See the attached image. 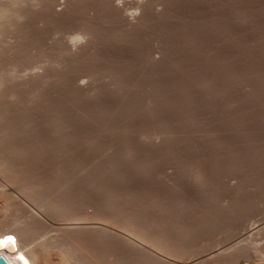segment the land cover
Here are the masks:
<instances>
[{"label":"rangeland","instance_id":"1","mask_svg":"<svg viewBox=\"0 0 264 264\" xmlns=\"http://www.w3.org/2000/svg\"><path fill=\"white\" fill-rule=\"evenodd\" d=\"M103 1L22 0V2L17 3V0H0V14L3 13V16H0V79H3L0 80V118L1 116L5 118V115L6 118L18 120L22 132L37 135L36 137L40 142L39 149L43 150H40L42 152H40L41 163L49 161L48 159L44 160L46 159L45 153L48 154V152V157L64 153L65 156H62L60 161H65V163H67V160L64 159L68 158L69 163L70 161L77 162L79 158V163L83 166L84 164L88 165V167L99 164L97 167L107 168L114 162V159L119 165L121 163L122 168L120 169L119 166V168H116L118 170L115 169L114 171L117 173L121 170L124 176L121 175L118 178V176L114 175L113 177L112 175V177L120 180V183L118 180L115 181L116 184L118 182L117 185H119V190L122 192L120 203L122 205V202H124L123 206L127 207L129 205L131 207L133 204L130 203L141 204L149 200L150 197L152 198V196L156 197L157 193L159 198L164 199L167 196L166 199L172 197L173 200L189 199V196L193 198L196 195L193 199L196 200L197 206L209 207H206L208 213L213 214L217 219L222 213H228L224 215L225 219L223 221L225 224L223 226L225 227L221 225L222 228L227 229L221 228L220 233L218 230V233L216 231L209 233L208 231L209 234L206 232V236L203 235L200 241H198L199 239L196 241V244L198 243L195 244L197 247L196 264H217L215 259L218 255L216 256L215 253L220 252V248L225 252L229 250L226 253L231 254V256L234 251L239 250V253H241V250L244 249L245 251H242L245 254L247 253L246 255L243 253L245 257L241 258L242 256L239 253L241 259L238 254L234 255H237L236 258H239V260H243V264H264V0H162V2L161 0H155V11H152L154 9L150 4L153 0H150V2L148 0H139L140 2L135 0L143 7L139 10L138 4V9L133 6V10L136 9L134 10L135 15L131 10L132 7L131 9L128 7L134 1L131 0L130 3L129 1L126 2L128 8H125V10L130 9L134 19H136L134 20L133 17V20L128 18L129 21L125 15L128 13L129 17L132 16L129 15L130 11H124L123 13L126 12L125 15L121 14L124 17H121L123 19L112 20L111 16H108L111 12H106V14L104 11ZM115 1L121 3L123 0ZM125 1L127 0L123 2ZM141 2H145V5ZM141 15L143 17L147 16V18L145 17L147 21L143 25H140L141 22L138 19L142 17ZM150 17H153L151 18L152 21ZM118 18L120 17L118 16ZM119 20L122 23L126 21V25L135 23L136 26L134 27L133 24L132 28H130L131 25L124 26ZM84 29H89L90 33L92 31L93 34L91 33V35L94 38L92 37V39L91 35L88 36L91 39L80 37ZM88 41H90L89 44ZM65 45L70 48V55L64 52V49L65 51L69 50L67 47L63 48ZM76 56L79 62L75 61ZM150 57L156 60H154L155 62L152 61L153 64H151ZM148 58L149 62H147ZM41 67H44V69ZM93 74L94 76H92ZM119 77H122L120 79L127 83V90L125 88L121 89L115 84L120 80ZM34 79H38L39 84ZM205 80L210 81V83L213 82L211 83L213 88L210 87L209 90L216 88L215 91L212 90L215 92L213 94L212 91L208 92V89H206L208 86H202L212 96L205 93L199 84L206 82ZM132 81L135 84L137 82L138 87ZM194 81L195 83L199 82L195 84ZM88 83H91L96 91H87L85 86L88 88ZM80 84L85 88V91L84 89L81 92L74 91L76 90L74 88ZM197 85L200 86H198V90H196ZM160 87L166 89L169 95L171 94L169 97L172 96V99L169 100L171 101L170 104L166 102V105H164L167 107L171 105L170 107L173 109H170V107L165 108L167 110V116L164 113L165 119L169 118L170 120L167 121H173V123L171 121L170 124H167V129L165 126L158 127L156 123L158 117L155 115L153 117L150 114V110L153 109V105L152 108L150 105L154 104L150 97L154 102L156 99L154 95L157 94L155 92ZM200 88L202 89L200 91L204 92H202L204 96L199 91ZM120 89L122 91H119ZM189 89L194 91L189 93L188 96L190 97V94L194 95L188 99H191V103L185 101L188 95L185 91L190 92ZM125 90L126 92H124ZM98 93H100V96ZM196 93H198L197 96H195ZM199 95H202L201 98H199ZM196 97L198 99H195ZM130 98H132V101ZM176 103L178 106H176ZM128 108H131V111L134 110L136 114H132ZM114 109L116 112H114ZM143 111L145 114H143ZM21 115L22 117H20ZM144 123L149 125L147 129L143 128ZM126 124L131 125L129 126L131 130L124 127ZM155 124L157 125L155 126ZM71 135H75V137H72V139ZM50 136H53V138ZM126 138L138 147V155L137 151L133 154L131 152L132 156L127 155L129 151L127 150L128 153H126ZM94 139L100 145H95L94 143L97 142ZM63 141L64 143H62ZM54 143L59 146L54 145ZM70 143L71 146H69ZM73 144L76 148L73 147ZM86 145H89L90 148ZM42 160L44 161L42 162ZM117 163L116 165H118ZM142 163L146 164L143 165ZM104 165L105 167H102ZM4 181L0 178V182L8 187L4 186V188L15 192L30 211L36 210L35 205L32 203L30 205V202L20 193L19 196L18 191L16 192L14 188L13 190ZM129 183H131L130 186ZM192 184L196 186L193 187ZM186 189L187 191H185ZM123 191H129L130 197L127 194L128 192H125V194ZM192 191L193 195L191 196ZM133 192H136L135 195ZM123 193L125 194L124 197ZM138 193L139 195H136ZM234 196L236 198L234 200H237L236 202L245 209L239 214L241 220L238 219L239 216L238 218L235 217L239 221L233 218L235 214L232 216V213H230L232 209L227 208V205L220 200L230 197V199H226L233 201ZM132 197L135 199L133 200ZM126 198L131 200L128 201ZM0 201L3 203V200L0 199ZM24 201H27L28 204ZM31 206H33V209ZM129 206L127 210H129ZM210 209L213 210V213ZM160 210L158 209L159 213ZM217 213L218 215L215 216ZM43 215L41 214L44 217L42 220L46 219L48 221L45 220V223L49 225L53 223L51 225L54 228L59 226V222L57 221V224L51 217L49 219L48 214L43 213ZM15 216L19 215L16 214ZM15 216L12 217L15 218ZM245 246L246 248H244ZM257 246L259 248L256 250ZM210 247L213 248H211L212 251H210ZM198 250L202 255L198 253ZM226 253L225 256L228 255ZM198 254L201 257L200 259ZM257 254H260L261 257Z\"/></svg>","mask_w":264,"mask_h":264},{"label":"bare ground","instance_id":"2","mask_svg":"<svg viewBox=\"0 0 264 264\" xmlns=\"http://www.w3.org/2000/svg\"><path fill=\"white\" fill-rule=\"evenodd\" d=\"M103 1V0H101ZM107 1V2H105ZM122 1V0H119ZM124 1V0H123ZM117 3L115 0H104L103 1V8L105 13H109V11L112 15L108 16L112 18V20H117V19H123L124 17L121 15H125L123 13L124 11H130L132 7V11H130L129 15H135L133 6L139 10H141L143 7L140 6V2H131V0H127L125 2ZM130 3V6L126 4V2ZM137 1V0H136ZM144 1V0H143ZM150 2V0H148ZM147 1V2H148ZM155 0H153L151 4L152 11H155ZM160 1V0H159ZM92 2V1H91ZM116 2V3H115ZM148 2V3H149ZM162 2V0H161ZM101 3V2H100ZM143 3V2H141ZM145 3V2H144ZM143 3V4H144ZM160 3V2H159ZM167 3V2H166ZM136 4V5H135ZM138 4V7H137ZM158 4V1H157ZM163 4V3H162ZM99 5V4H98ZM142 5V4H141ZM145 5V4H144ZM149 5V4H148ZM160 5V4H159ZM158 5V6H159ZM130 8L129 10H125V8ZM143 6V5H142ZM147 6V4H146ZM169 6V5H168ZM141 7V8H140ZM150 7V8H151ZM157 7V5H156ZM102 8V7H101ZM145 9V8H144ZM67 10V9H66ZM158 10V9H157ZM1 11V10H0ZM150 11V10H148ZM3 12V11H2ZM90 12V11H89ZM87 12V13H89ZM63 13V12H62ZM106 13V14H107ZM141 13V12H140ZM147 13V12H146ZM152 13V12H151ZM157 13V12H156ZM3 14V13H2ZM0 14V16H3ZM20 14V12H19ZM121 16H120V15ZM150 14V13H149ZM148 14V15H149ZM155 14V13H154ZM12 15V14H11ZM15 15V13H14ZM97 15V14H96ZM105 15V14H104ZM132 16L125 15L127 20L132 19ZM138 15V14H137ZM144 15V14H143ZM139 17L138 19L140 20V25L145 24L147 21L146 18L147 16ZM151 15V14H150ZM160 15V13H159ZM162 15V14H161ZM118 16L120 18H118ZM140 16V15H139ZM153 16V15H152ZM123 17V18H121ZM157 17V16H156ZM92 18V17H91ZM129 18V19H128ZM145 18V19H144ZM153 17H150V19ZM2 19V17H1ZM90 19V18H89ZM134 19V17H133ZM132 19V20H133ZM136 19V18H135ZM134 19V20H135ZM119 20V22H120ZM125 20V19H124ZM122 20V21H124ZM155 20V19H154ZM118 21V20H117ZM152 21V19H151ZM90 22V21H89ZM124 23L120 22L121 24ZM131 22V21H130ZM149 22V21H148ZM129 23V22H128ZM150 23V22H149ZM84 24V23H83ZM91 24V23H90ZM133 24V23H132ZM131 23L127 24L126 26H130V28L133 27ZM137 24V22H136ZM139 25V24H138ZM152 25V24H151ZM85 26V25H83ZM88 26V24H87ZM93 26V25H92ZM98 26V25H97ZM136 25H134L135 27ZM81 27V26H80ZM144 27V26H143ZM206 27V26H205ZM139 28V27H138ZM142 28V27H141ZM82 29V28H81ZM129 29V28H128ZM91 30V29H90ZM124 30V29H123ZM132 30V29H131ZM138 30V29H137ZM12 31V30H11ZM119 31V30H118ZM129 31V30H128ZM126 32V31H125ZM93 34V32L91 31ZM89 32V29H84L82 36L80 37H88L91 35ZM123 33V32H122ZM4 35V34H3ZM80 35V34H79ZM2 36V35H1ZM78 36V35H77ZM76 36V38H77ZM115 36V35H114ZM132 36V35H131ZM91 38L93 37L92 35L90 36ZM88 37V38H90ZM130 37V36H129ZM72 38V37H71ZM90 38V39H91ZM94 38V37H93ZM92 38V39H93ZM112 38V37H111ZM115 38V37H114ZM120 38V37H119ZM126 38V37H125ZM80 39V38H78ZM132 39V37H131ZM163 39V38H162ZM73 40V39H70ZM77 40V39H76ZM121 40V39H120ZM74 41V40H73ZM78 41V40H77ZM76 41V42H77ZM95 41V40H94ZM118 41V40H117ZM72 42V41H71ZM70 42V43H71ZM90 41H88L89 44ZM198 42V41H197ZM74 43V42H73ZM94 43V42H93ZM62 44V43H61ZM81 44V43H79ZM106 45V44H105ZM163 45V44H162ZM72 46V45H71ZM84 46V45H83ZM95 46V45H94ZM160 46V45H159ZM69 48L68 46H63ZM91 47V46H90ZM150 47V46H149ZM161 47V46H160ZM60 48V47H59ZM87 48V47H85ZM115 48V47H114ZM261 48V47H260ZM72 49V48H71ZM175 49V48H174ZM67 50V49H66ZM148 50V49H147ZM210 50V49H209ZM71 50L64 52L69 53ZM155 52V50H153ZM162 51V50H161ZM63 52V53H64ZM77 52V51H76ZM75 52V53H76ZM153 52V54H154ZM157 52V51H156ZM43 53V52H42ZM71 53V52H70ZM69 53V55H70ZM164 53V52H163ZM73 54V51H72ZM78 54V53H77ZM142 54V53H141ZM63 55V54H62ZM75 55V54H74ZM79 55V54H78ZM77 55V56H78ZM76 56L75 61L78 59ZM149 56V55H148ZM162 56V55H161ZM71 57V56H70ZM74 57V56H72ZM144 57V56H143ZM153 57V56H152ZM167 57V56H165ZM151 58V57H150ZM156 58V57H153ZM151 58L150 61H154L155 59ZM72 59V58H71ZM156 61V60H155ZM154 61V62H155ZM184 61V60H183ZM264 61V60H263ZM77 62H79L77 60ZM145 62V61H144ZM149 62V58L148 61ZM74 63V61H73ZM72 63V64H73ZM150 64V63H149ZM153 64V62L151 63ZM83 65V64H82ZM153 66V65H152ZM175 66V65H174ZM211 66V65H210ZM35 67V66H34ZM59 67V66H58ZM129 67V66H128ZM44 69V67H41ZM60 68V67H59ZM78 68V66H77ZM131 68V67H130ZM136 69V68H135ZM134 69V70H135ZM99 70V69H98ZM132 70V69H131ZM133 70V71H134ZM232 70V69H231ZM61 71V70H60ZM117 71V70H116ZM71 72V71H70ZM69 72V73H70ZM82 72V71H81ZM123 72V71H122ZM129 72V71H128ZM127 72V73H128ZM132 72V71H131ZM130 72V73H131ZM87 73V72H86ZM112 73V72H111ZM61 74V73H60ZM85 74V73H84ZM95 74V73H94ZM94 74L92 76H94ZM117 74V72H116ZM157 74V73H156ZM40 75V74H39ZM38 75V76H39ZM67 75V74H66ZM78 75V74H77ZM108 75V74H107ZM122 75V74H121ZM120 75V76H121ZM126 75V74H125ZM159 75V73H158ZM63 76V75H62ZM71 76V75H70ZM128 76V75H127ZM143 76V75H141ZM146 76V75H145ZM161 76V74L159 75ZM206 76V75H205ZM204 76V77H205ZM212 76V75H211ZM28 77V76H27ZM33 77V76H32ZM37 77V76H35ZM34 77V78H35ZM67 77V76H66ZM97 77V76H96ZM112 77V76H111ZM115 77V75H114ZM112 77V78H114ZM144 77V76H143ZM149 77V76H148ZM153 77V76H152ZM192 77V76H191ZM213 77V76H212ZM211 77V78H212ZM227 77V76H226ZM254 77V76H253ZM5 78V77H4ZM38 78V77H37ZM60 78V77H59ZM77 78V77H76ZM75 78V79H76ZM94 78V77H93ZM116 78V77H115ZM122 77H119V79ZM130 78V77H129ZM134 78V77H133ZM145 78V77H144ZM195 78V77H194ZM214 78V77H213ZM27 79V78H26ZM40 79V78H38ZM36 80V82L38 81ZM61 79V78H60ZM59 79V80H60ZM66 79V78H65ZM125 79V78H124ZM151 79V78H150ZM206 79V78H205ZM215 79V78H214ZM217 79V78H216ZM0 80H3L2 78ZM7 80V79H6ZM28 80V79H27ZM33 80V79H32ZM50 80V79H48ZM95 80V79H94ZM117 81V79H115ZM126 80V79H125ZM131 80V79H130ZM138 80V79H137ZM162 80V79H161ZM192 80V79H191ZM210 80V79H209ZM222 80V79H221ZM263 80V79H262ZM40 81V80H39ZM62 81V79H61ZM82 81V80H81ZM113 81V80H112ZM203 81V80H202ZM206 81V80H205ZM208 81V79H207ZM202 82L199 83L201 88L202 86H208V92L214 90L215 87L212 90L210 87L213 88V82ZM216 81V80H215ZM214 81V83H216ZM31 82V81H30ZM34 82V81H33ZM35 82V83H36ZM42 82V79H41ZM79 82V81H78ZM85 82V81H84ZM90 82V81H89ZM133 82V81H132ZM199 82V81H197ZM196 82V83H197ZM39 84V82H37ZM62 83V82H61ZM82 83V82H81ZM99 83V82H98ZM130 83V81H129ZM134 83V82H133ZM139 83V82H138ZM142 83V82H141ZM144 83V82H143ZM155 83V82H154ZM163 83V82H162ZM195 83V81H194ZM195 83V84H196ZM224 83V82H223ZM33 84V83H32ZM44 84V83H43ZM48 84V83H47ZM84 84V83H83ZM89 84V83H88ZM91 84V83H90ZM89 84V85H90ZM94 84V83H93ZM117 86H119L121 89H128L127 88V83L123 80L120 79L118 83L115 82ZM135 84V83H134ZM137 84V82H136ZM135 84V85H136ZM164 84V83H163ZM218 84V81H217ZM216 84V85H217ZM2 85V83H1ZM4 85V84H3ZM26 85V84H25ZM29 85V84H28ZM34 85V84H33ZM41 85V83H40ZM46 85V84H45ZM74 85V84H73ZM76 85V84H75ZM85 85V84H84ZM88 88L85 86L87 91L93 92L96 91V88L92 86V84ZM131 85V84H130ZM188 85V84H186ZM215 85V86H216ZM5 86V85H4ZM38 86V85H37ZM43 86V85H41ZM78 86V85H77ZM75 87L74 91H82L85 88L81 86V84L78 87ZM97 86V85H96ZM100 86V85H99ZM137 86V85H136ZM156 86V85H155ZM162 86V85H160ZM194 86V84H193ZM192 86V87H193ZM198 86L196 87V90H198ZM199 86V87H200ZM224 86V85H223ZM66 87V86H65ZM132 87V86H131ZM129 87V88H131ZM138 87V86H137ZM142 87V86H141ZM159 87V86H158ZM166 87V86H165ZM184 87V86H183ZM191 87V86H190ZM255 87V86H254ZM1 88V87H0ZM38 89V87H36ZM45 88V87H44ZM133 88V87H132ZM143 88V87H142ZM202 90L205 88H202ZM219 88V87H218ZM217 88V89H218ZM221 88V87H220ZM228 87L226 86V89ZM233 88V87H232ZM238 88V87H237ZM71 89V88H70ZM100 89V88H99ZM117 89V88H115ZM119 91H122V90ZM139 89V88H138ZM258 89V88H257ZM41 90V89H39ZM118 90V89H117ZM126 90L124 92H126ZM140 90V89H139ZM158 90V89H157ZM169 91V89H167ZM190 90V89H189ZM192 90V89H191ZM187 92L188 95L186 96L187 99L185 100L186 102L190 101L191 99L188 100L190 97L192 98V95L189 93L194 92L191 91ZM220 90V89H219ZM222 90V89H221ZM37 91V90H35ZM43 91V90H42ZM69 91V90H68ZM98 91V88H97ZM100 91V90H99ZM129 91V90H128ZM153 91V90H152ZM156 91V89H155ZM154 91V92H155ZM235 91V90H234ZM38 92V91H37ZM101 92V91H100ZM139 92V91H138ZM172 92V91H171ZM201 93L203 91H200ZM208 92L205 91V93L208 94ZM213 92V91H212ZM226 90L224 91V93ZM228 92V90H227ZM88 93V92H87ZM97 93V92H96ZM94 93V94H96ZM130 93V92H129ZM152 93V92H151ZM157 93L154 95L156 97L155 101L153 102L152 97H150V100H152L151 108L153 105V109L150 110V114L154 117V115L157 118V124L158 127H164L167 129V124L171 123L170 120L165 119V114L167 113V108L170 107L171 105L164 106L166 105V102L170 104L172 98L169 97L170 95L167 93L166 89L164 90L163 87H160V89L155 92ZM170 93V92H169ZM184 93V92H183ZM204 93V92H203ZM202 93V95H203ZM215 92H213L214 94ZM217 93V92H216ZM223 93V90H222ZM221 93V94H222ZM6 94V93H5ZM36 94V93H35ZM34 94V95H35ZM40 94V93H39ZM38 94V95H39ZM100 93H98L99 95ZM105 94V93H104ZM198 93L195 94L197 96ZM218 94V93H217ZM3 95V94H2ZM13 95V94H12ZM43 95V94H42ZM103 95V94H102ZM128 95V94H127ZM140 95V94H139ZM149 95V94H148ZM201 95V96H202ZM210 95V94H208ZM216 95V94H215ZM11 96V95H10ZM32 96V95H31ZM46 96V95H45ZM81 96V95H80ZM100 96V95H99ZM194 96V95H193ZM199 95V98H201ZM204 96V95H203ZM206 96V95H205ZM212 96V95H210ZM225 96V94H224ZM258 96V94H257ZM2 97V96H1ZM14 97V96H13ZM23 97V96H22ZM38 97V96H37ZM185 97V98H186ZM12 98V97H11ZM35 98V97H34ZM33 98V99H34ZM175 98V97H174ZM15 99V98H14ZM36 99V98H35ZM50 99V98H49ZM117 99V98H116ZM132 98H130L131 100ZM184 99V98H183ZM181 99V100H183ZM195 99H198L197 97ZM203 99V98H202ZM220 99V98H219ZM224 99V98H223ZM39 100V99H38ZM42 100V99H41ZM40 100V101H41ZM57 100V99H56ZM114 100V99H113ZM148 99V101H150ZM194 100V99H193ZM200 100V99H199ZM198 100V101H199ZM207 100V98H206ZM251 100V99H250ZM35 101V100H34ZM37 101V100H36ZM71 101V100H70ZM84 101V100H83ZM89 101V100H88ZM117 101V100H116ZM132 101V100H131ZM146 101V100H145ZM180 101V100H179ZM204 101V99H203ZM10 102V101H9ZM42 102V101H41ZM77 102V101H76ZM143 102V101H142ZM141 102V103H142ZM173 102V101H172ZM184 102V100L182 101ZM185 102V103H186ZM16 103V102H15ZM39 103V102H38ZM70 103V102H69ZM84 103V102H83ZM91 103V102H90ZM98 103V102H97ZM145 103V102H144ZM151 103V101H150ZM179 103V102H177ZM176 103V106H178ZM188 103V104H189ZM198 103V102H197ZM196 103V105H197ZM41 104V103H40ZM61 104V103H60ZM137 104V103H135ZM147 104H149L147 102ZM172 104V103H171ZM187 104V106H188ZM205 104V103H204ZM226 104V103H225ZM50 105V103H49ZM102 105V104H101ZM174 105V102H173ZM172 105V106H173ZM182 105V104H181ZM184 105V103H183ZM199 105V104H198ZM201 105V104H200ZM227 105V104H226ZM3 106V105H2ZM68 106V105H67ZM90 106V105H89ZM104 106V105H102ZM112 106V105H111ZM132 106V105H131ZM134 106V105H133ZM148 106V105H147ZM148 106V107H150ZM203 106V105H201ZM225 106V105H224ZM233 106V105H232ZM5 107V106H4ZM3 107V108H4ZM37 107V106H36ZM129 107V106H127ZM183 107V106H182ZM186 107V106H185ZM55 108V104H54ZM58 108V107H57ZM88 108V106H87ZM99 108V107H98ZM114 108V107H113ZM112 108V109H113ZM117 108V107H116ZM135 108V107H134ZM166 108V109H165ZM180 108V106H179ZM202 108V107H201ZM52 109V108H51ZM60 109V108H59ZM77 109V108H76ZM107 109V108H106ZM122 109V108H121ZM124 109V108H123ZM129 109V108H128ZM170 109H172L170 107ZM225 109V108H224ZM20 110V109H19ZM24 110V109H23ZM55 110V109H54ZM58 111V109H56ZM82 110V109H81ZM130 112L133 114H136V112L131 111V108L129 109ZM139 110V109H136ZM145 110V109H144ZM147 110V109H146ZM166 110V112H165ZM173 110V109H172ZM189 110V109H188ZM241 110V109H239ZM256 110V109H255ZM17 111V110H16ZM25 111V110H24ZM37 111V110H36ZM105 111V110H103ZM142 111V110H141ZM181 111V108H180ZM223 111V110H222ZM8 112V111H7ZM23 112V111H22ZM56 112V111H55ZM61 112V111H59ZM114 112L115 109H114ZM123 112V111H122ZM125 112V111H124ZM146 112V111H145ZM179 112V110H178ZM50 113V111H49ZM58 113V112H57ZM111 113V112H110ZM120 113V112H119ZM127 113V112H126ZM165 113V114H164ZM169 113V112H168ZM183 113V112H182ZM199 113V112H198ZM225 113V111H224ZM3 114V113H2ZM7 114V113H5ZM9 114V113H8ZM11 114V112H10ZM61 114V113H60ZM92 114V113H91ZM130 114V113H129ZM143 114L144 111H143ZM149 114V113H148ZM1 115V113H0ZM4 115V114H3ZM20 115V113H19ZM58 115V114H57ZM64 115V114H63ZM62 115V116H63ZM81 115V114H80ZM109 115V114H108ZM114 115V114H113ZM112 115V116H113ZM124 115V114H123ZM187 115V114H186ZM192 115V114H191ZM10 116V115H9ZM12 116V115H11ZM27 116V115H26ZM61 116V115H60ZM103 116V115H102ZM106 116V115H105ZM111 116V117H112ZM141 116V115H140ZM167 116V114H166ZM185 116V115H184ZM188 116V115H187ZM0 118V178L6 182V184L10 185V187L15 189V191L19 194H21L31 205H35L36 210H29L22 201L21 198L16 195L15 192H11L10 189L7 186L3 185L0 182V199L3 200L0 201V258H4L9 264H15L17 261L18 257H28L30 262L32 264H196V241H200L203 237V235L208 233H214L217 230L220 231L222 229H227V228H222V226L225 224L223 221L225 219V213L217 219L216 217L210 215L207 210L209 207L202 208L196 204V200L194 201V197L191 198L189 196V199H180V200H173L172 197H169L171 199H166V197L163 199L160 195L161 198L157 197L158 193L156 194V197L152 198L148 196L147 201L141 203V204H134L130 203L132 206H129V210H127L126 206L121 205V197L122 195L121 190L118 182L120 183V180L118 179L121 175L122 177L124 174L122 171L119 173H115V169L121 165L117 163V161L114 159V162H112L111 165H109L107 168H101L97 166H86L84 164L81 165L79 163V158L77 162H69L68 163V158L64 159L67 160L65 163L60 161V158L62 156H65L64 153L58 154L61 155L60 157L56 154L54 157H48V154L45 153V158L44 160H49L47 163L40 162V156H41V149H39V139H37V135H32L24 133L20 129V122L15 119H10L6 118ZM8 117V115H7ZM22 117V115L20 116ZM134 117V116H132ZM139 117V116H138ZM149 117V116H148ZM175 117V115H174ZM191 117V116H190ZM65 118V117H64ZM93 118V117H92ZM128 118V116H127ZM131 118V117H130ZM172 118V117H171ZM198 118V117H197ZM29 119V118H28ZM27 119V120H28ZM99 119V118H98ZM111 119V118H110ZM126 119V118H125ZM124 119V120H125ZM141 119V118H140ZM184 119V117H183ZM203 119V118H202ZM237 119V118H236ZM154 120V119H153ZM152 120V121H153ZM63 121V120H62ZM107 121V120H106ZM132 121V120H131ZM140 121V120H139ZM151 121V120H149ZM193 121V120H192ZM51 122V121H50ZM153 122V123H154ZM195 122V121H194ZM220 122V121H219ZM69 123V122H68ZM151 123V122H150ZM149 123V124H150ZM173 123V121H172ZM143 124V122H142ZM155 124V126L157 125ZM24 125V124H23ZM141 125L144 129H147L149 125L147 123H144ZM151 125V124H150ZM56 126V125H55ZM54 126V127H55ZM131 126L130 124H126L124 126L125 128H129ZM134 126V125H132ZM170 126V125H169ZM57 127V126H56ZM63 127V126H62ZM146 127V128H145ZM157 127V128H158ZM223 127V126H222ZM70 128V127H69ZM110 128V127H109ZM141 128V127H140ZM169 128V127H168ZM139 129V128H138ZM143 129V130H144ZM160 129V128H159ZM162 129V128H161ZM31 130V129H30ZM103 130V129H102ZM108 130V129H107ZM106 130V131H107ZM131 130V129H130ZM134 130V129H133ZM136 130V129H135ZM163 130V129H162ZM111 131V130H110ZM199 131V130H198ZM26 132V131H25ZM28 132V131H27ZM87 132V131H86ZM104 132V131H103ZM101 132V133H103ZM133 132V131H132ZM149 132V131H148ZM59 133V132H58ZM63 133V132H62ZM67 133V132H66ZM99 133V132H98ZM115 133V132H114ZM125 133V132H124ZM173 133V132H172ZM69 134V133H68ZM121 134V133H120ZM137 134V133H135ZM42 135V134H41ZM48 135V134H47ZM50 135V134H49ZM48 135V136H49ZM53 135V134H52ZM73 135V134H72ZM71 135L72 137H75ZM80 135V134H79ZM92 135V134H91ZM95 135V134H93ZM102 135V134H101ZM131 135V134H130ZM150 135V133H149ZM157 135V134H156ZM58 136V134H57ZM56 136V137H57ZM66 136V135H65ZM83 136V135H82ZM81 136V137H82ZM96 136V135H95ZM115 136V135H114ZM145 136V135H144ZM148 136V135H147ZM53 138V136H50ZM62 137V136H61ZM68 138V136H66ZM84 137V136H83ZM90 137V135H89ZM138 137V136H137ZM102 138V137H101ZM154 138V137H153ZM253 138V137H252ZM42 139V138H40ZM48 139V138H47ZM57 139V138H56ZM73 139V138H72ZM82 139V138H81ZM84 139V138H83ZM147 139V137H146ZM46 140V139H45ZM67 140V139H66ZM69 140V139H68ZM98 140V139H97ZM149 140V137H148ZM72 141V140H71ZM83 141V140H82ZM81 141V142H82ZM89 141V140H88ZM93 141V140H91ZM94 141H96L94 139ZM100 141V140H99ZM125 144L127 146L126 153L127 155H131L130 153L132 152L135 153L137 151L138 155V147H136L133 143L128 141L126 138ZM46 142V141H43ZM42 142V143H43ZM48 142V140H47ZM97 142V141H96ZM51 143V142H50ZM59 143V142H58ZM64 143V141L62 142ZM86 143V142H85ZM92 143V142H91ZM94 143V142H93ZM94 143L95 145L98 144ZM101 143V142H100ZM68 144V143H66ZM88 144V143H87ZM53 145V143H52ZM54 145H58L57 143ZM90 145V144H89ZM86 145V146H89ZM168 145V144H167ZM45 146V144H44ZM59 146V145H58ZM71 146V143L70 145ZM82 146V145H80ZM93 146V145H92ZM91 148H94L92 147ZM43 147V146H42ZM50 147V145H49ZM67 147V146H66ZM74 147V144H73ZM79 147V146H78ZM77 147V148H78ZM45 148V147H44ZM54 148V147H52ZM51 148V150H52ZM59 148V147H58ZM64 148V147H63ZM76 148V147H74ZM85 148V147H84ZM83 148V149H84ZM90 148V146H89ZM97 148V147H96ZM79 149V148H78ZM86 149V148H85ZM88 149V147H87ZM95 149V148H94ZM98 149V148H97ZM111 149V148H110ZM113 149V148H112ZM139 149H141L139 147ZM170 149V148H168ZM231 149V148H230ZM41 150V151H40ZM93 150V149H91ZM233 150V148H232ZM49 151V150H48ZM74 151V150H73ZM89 151V149H88ZM96 151V150H95ZM41 152V153H40ZM45 152V151H44ZM94 152V151H93ZM112 152V151H111ZM231 152V151H230ZM71 153V152H70ZM90 153V152H89ZM140 153V152H139ZM143 153V152H141ZM155 153V152H154ZM53 154V153H52ZM64 154V155H63ZM68 154V153H66ZM113 154V153H112ZM117 154V153H115ZM114 154V155H115ZM51 155V154H50ZM80 155V154H79ZM218 155V154H217ZM238 155V153H237ZM236 155V156H237ZM86 156V154H85ZM84 156V157H85ZM113 156V155H112ZM111 156V157H112ZM132 156V155H131ZM59 157V158H58ZM75 157V156H74ZM116 157V156H114ZM113 157V158H114ZM71 158V156H70ZM133 158V157H132ZM140 158V157H139ZM240 158V157H239ZM83 159V158H82ZM118 159V158H117ZM137 159V157H136ZM142 159V158H141ZM70 160V159H69ZM72 160V159H71ZM76 161V160H75ZM100 161V160H99ZM132 161V160H131ZM212 161V160H211ZM82 162V161H81ZM119 162V161H118ZM153 162V161H152ZM254 162V161H253ZM252 162V163H253ZM116 163L118 165H116ZM132 163V162H131ZM139 163V162H138ZM141 163V162H140ZM83 164V162H82ZM106 164V163H105ZM135 165V163H133ZM143 164V163H142ZM146 164V163H145ZM143 164V165H145ZM133 165V166H134ZM142 165V166H143ZM141 166V165H139ZM234 166V165H233ZM258 166V165H256ZM230 167V166H229ZM122 167L120 166V169ZM232 168V167H231ZM234 168V167H233ZM252 168V167H251ZM126 169V168H125ZM147 169V168H146ZM254 169V168H253ZM252 169V171H253ZM256 169V168H255ZM112 170V171H111ZM118 170V169H116ZM124 170V169H123ZM128 170V169H127ZM225 170V169H224ZM245 170V169H244ZM251 171V173H252ZM126 172V171H125ZM147 172V171H146ZM212 172V170H211ZM232 173V172H231ZM117 174V175H116ZM203 174V173H202ZM220 174V173H219ZM259 174V173H258ZM114 175L118 178L116 179L112 177ZM126 175V173H125ZM128 175V174H127ZM130 175V174H129ZM128 175V176H129ZM237 175V174H236ZM246 175V173H245ZM254 175V174H253ZM112 177V179H110ZM132 177V176H131ZM203 177V176H202ZM238 178V177H237ZM123 179V178H122ZM128 179V178H127ZM204 179V178H203ZM118 180L117 184L116 181ZM126 180V179H125ZM196 180V179H195ZM200 180V179H199ZM218 180V179H217ZM234 180V179H233ZM238 180V179H237ZM256 180V179H255ZM262 180V179H261ZM114 181V182H113ZM206 181V180H205ZM124 182V180H123ZM122 182V183H123ZM194 182V181H193ZM198 182V181H197ZM209 182V181H208ZM125 183V182H124ZM215 183V182H214ZM244 183V182H242ZM249 183V182H248ZM257 183V182H256ZM126 184V183H125ZM131 183L128 185L130 186ZM195 184V183H194ZM200 184V183H199ZM263 184V183H262ZM127 185V186H128ZM134 185V184H133ZM174 185V184H173ZM201 185V184H200ZM203 185V184H202ZM232 185V184H231ZM245 185V184H244ZM261 185V184H260ZM4 186L6 188H4ZM135 186V185H134ZM193 187H195L192 184ZM207 186V185H206ZM246 186V185H245ZM137 187V186H136ZM171 187V186H170ZM259 187V186H257ZM128 188V187H127ZM190 188V187H189ZM211 188V187H210ZM13 189V190H14ZM12 190V191H13ZM131 190V189H129ZM172 190V189H171ZM195 190V189H194ZM243 190V189H242ZM241 190V191H242ZM264 190V189H263ZM153 191V190H152ZM187 191V189L185 190ZM197 191V190H196ZM260 191V190H259ZM124 192V191H123ZM128 192L129 191H125ZM124 192V193H125ZM138 192V191H137ZM149 192V191H148ZM154 192V191H153ZM180 192V191H179ZM182 192V190H181ZM235 192V191H234ZM263 191L261 190V193ZM18 197H16L14 194ZM123 193V197L124 194ZM136 192H133L135 195ZM185 193V192H183ZM187 193V192H186ZM241 193V192H240ZM19 194V196H20ZM132 194V193H131ZM132 194V195H133ZM145 194V192H144ZM172 194V193H171ZM181 194V193H180ZM188 194H190L188 192ZM239 194V193H238ZM136 195H139L136 194ZM155 195V193H154ZM186 195V194H185ZM193 195V191L191 196ZM240 195V194H239ZM145 196V195H144ZM147 196V195H146ZM173 196V195H172ZM188 196V195H187ZM198 196V195H197ZM22 197V198H23ZM127 197V196H126ZM130 197V196H129ZM128 197V198H129ZM134 197V196H133ZM132 197V199H133ZM140 197V196H139ZM164 197V195H163ZM174 197V196H173ZM180 197V196H179ZM184 197V196H183ZM182 197V198H183ZM215 197V196H214ZM20 198V199H19ZM137 198V197H136ZM202 198V197H201ZM229 198L230 197H226ZM226 198L220 199L227 205V208H231L232 211V216L234 215L233 218L239 216V214L242 213V210H245L242 208L241 204L239 205L233 198V201H229ZM123 199V198H122ZM127 199V198H126ZM135 199V198H134ZM133 199V200H134ZM138 199V198H137ZM136 199V200H137ZM196 199V198H195ZM128 200V199H127ZM131 200V199H130ZM128 200V201H130ZM132 200V201H133ZM135 200V201H136ZM213 200V199H212ZM211 200V201H212ZM26 201V202H27ZM125 201V200H123ZM131 201V202H132ZM139 201V200H138ZM209 201V202H211ZM25 202V201H24ZM25 202V203H26ZM28 202L26 204H28ZM203 202V201H202ZM206 202V201H205ZM222 202V203H223ZM137 203V202H136ZM201 203V202H200ZM205 204V203H203ZM208 204V203H207ZM213 204V203H212ZM126 205V204H125ZM202 205V204H200ZM210 205V203H209ZM247 205V204H246ZM204 206V205H203ZM216 206V205H215ZM244 206V205H243ZM253 206V205H252ZM161 209L160 213L158 209ZM212 208V207H210ZM216 208V207H215ZM214 208V209H215ZM225 208V207H224ZM245 208V207H244ZM157 209V211H156ZM217 209V208H216ZM230 209V210H231ZM211 210V209H210ZM224 210V209H223ZM221 210V211H223ZM228 210V209H226ZM213 210H211L212 212ZM218 211V210H216ZM220 211V210H219ZM127 212V213H126ZM229 212V211H227ZM43 213L49 215L52 219L55 220V223L57 221L59 222V226H55V228L51 225L53 223L47 224L45 223V220L43 221L41 214ZM213 213V212H212ZM19 216H15V215ZM15 216L12 217V216ZM218 215L215 214V216ZM243 215V214H242ZM247 215V214H246ZM250 215V214H249ZM44 216V215H43ZM215 218H213V217ZM231 216V218H232ZM245 216V215H244ZM47 217V216H46ZM230 217V216H229ZM246 217V216H245ZM235 218V219H237ZM48 219V217H47ZM227 219V218H226ZM234 219V221H235ZM238 219H242L239 218ZM236 221H239V220ZM249 219V218H248ZM251 219V218H250ZM233 220V219H232ZM47 221V220H46ZM228 221V220H226ZM251 221V220H249ZM48 222V221H47ZM224 222V223H223ZM231 222V221H230ZM54 223V224H55ZM58 224V223H57ZM236 224V223H235ZM222 225V226H221ZM234 225V224H233ZM244 225V224H243ZM247 225V224H246ZM221 226V227H220ZM227 226V225H226ZM241 226V225H240ZM220 227V229H219ZM225 227V226H223ZM236 227V226H235ZM239 227V226H238ZM244 227V226H243ZM222 228V229H221ZM229 228V226H228ZM231 229V228H229ZM228 231V230H227ZM55 232V233H53ZM53 233V234H51ZM208 233V234H209ZM218 233V232H217ZM223 233V232H222ZM236 233V232H235ZM246 233V232H245ZM216 234V233H215ZM229 234V233H227ZM242 235V234H241ZM206 236V235H205ZM211 236V235H210ZM220 236V234H219ZM223 236V235H222ZM213 237V235H212ZM214 238V237H213ZM212 238V239H213ZM227 238V237H226ZM230 238V237H229ZM249 238V237H248ZM210 239V238H209ZM221 239V238H220ZM245 239V238H244ZM204 241V240H202ZM206 241V240H205ZM211 242V241H210ZM249 242V241H247ZM246 242V244H247ZM262 242V241H261ZM204 243V242H203ZM219 243V242H218ZM196 244V245H195ZM216 244V243H215ZM224 244V243H223ZM253 244V242H252ZM251 244V246H252ZM255 244V243H254ZM202 245V244H201ZM205 245V244H204ZM203 245V246H204ZM220 245V244H219ZM225 245V244H224ZM227 245V244H226ZM245 245V244H244ZM264 245V244H263ZM210 246V245H207ZM218 246V245H217ZM200 247V246H199ZM215 247V246H214ZM219 247V246H218ZM235 247V246H234ZM261 247V245H260ZM212 247H210V251ZM228 248V247H227ZM226 248V249H227ZM239 248V247H238ZM246 248V246L244 247ZM259 248L258 246L256 247ZM203 249V248H202ZM201 249V250H202ZM206 250V248H204ZM213 249V248H212ZM235 249V248H234ZM237 249V248H236ZM240 249V248H239ZM249 249V248H248ZM261 249V248H260ZM259 249V250H260ZM209 250V248H208ZM231 250V248H230ZM245 251L244 249H242ZM240 251H234L233 257L231 254H228L226 250L222 251V248H220L219 254L215 253L217 258L215 259L217 264L221 263H226V264H243V260H239L240 255L243 258V253L245 252ZM252 250V248H251ZM250 250V251H251ZM263 250V248H262ZM199 251V250H198ZM215 251V249H214ZM232 251V252H233ZM253 251V250H252ZM261 251V250H260ZM208 252V251H207ZM258 252V251H257ZM255 252V253H257ZM198 253H201L200 251ZM211 253V252H210ZM225 253L228 254L225 256ZM240 255H239V254ZM259 253V252H258ZM208 255V253H206ZM212 254V253H211ZM209 254V255H211ZM235 254L239 255V258L237 255L234 256ZM247 254V253H246ZM245 254V255H246ZM251 254V253H250ZM199 255V254H198ZM202 255V253L200 254ZM199 255V259L201 258ZM260 255V254H257ZM184 256V257H183ZM215 256V255H213ZM256 256V255H255ZM212 257V255L210 256ZM245 257V256H244ZM252 257V256H251ZM257 257V256H256ZM259 257V256H258ZM261 257V255H260ZM259 257V258H260ZM185 258V259H184ZM240 258V259H241ZM23 259V258H22ZM198 259V260H199ZM206 259V258H205ZM208 259V258H207ZM211 260V259H210ZM250 260V259H249ZM203 261V260H202ZM201 261V262H202ZM205 261V260H204ZM240 261H243L242 263ZM212 262V261H211ZM215 262V261H214ZM215 262V263H216ZM203 264V263H202ZM252 264V263H251ZM263 264V263H262Z\"/></svg>","mask_w":264,"mask_h":264},{"label":"water","instance_id":"3","mask_svg":"<svg viewBox=\"0 0 264 264\" xmlns=\"http://www.w3.org/2000/svg\"><path fill=\"white\" fill-rule=\"evenodd\" d=\"M0 264H9L4 258H0Z\"/></svg>","mask_w":264,"mask_h":264},{"label":"snow or ice","instance_id":"4","mask_svg":"<svg viewBox=\"0 0 264 264\" xmlns=\"http://www.w3.org/2000/svg\"><path fill=\"white\" fill-rule=\"evenodd\" d=\"M20 2H22V0H17V3H20Z\"/></svg>","mask_w":264,"mask_h":264}]
</instances>
